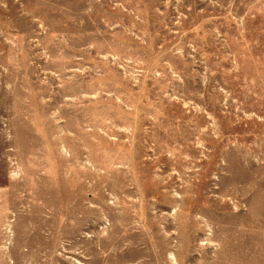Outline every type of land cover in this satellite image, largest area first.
Here are the masks:
<instances>
[{
    "label": "rangeland",
    "instance_id": "obj_1",
    "mask_svg": "<svg viewBox=\"0 0 264 264\" xmlns=\"http://www.w3.org/2000/svg\"><path fill=\"white\" fill-rule=\"evenodd\" d=\"M0 264H264V0H0Z\"/></svg>",
    "mask_w": 264,
    "mask_h": 264
}]
</instances>
